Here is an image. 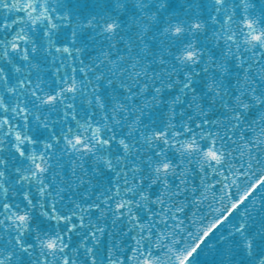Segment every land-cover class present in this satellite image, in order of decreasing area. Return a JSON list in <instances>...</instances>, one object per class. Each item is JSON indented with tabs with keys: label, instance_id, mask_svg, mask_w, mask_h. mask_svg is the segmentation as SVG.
Instances as JSON below:
<instances>
[{
	"label": "snow or ice",
	"instance_id": "6c2138e0",
	"mask_svg": "<svg viewBox=\"0 0 264 264\" xmlns=\"http://www.w3.org/2000/svg\"><path fill=\"white\" fill-rule=\"evenodd\" d=\"M210 234L264 264V0H0V264H193Z\"/></svg>",
	"mask_w": 264,
	"mask_h": 264
},
{
	"label": "water",
	"instance_id": "95a60500",
	"mask_svg": "<svg viewBox=\"0 0 264 264\" xmlns=\"http://www.w3.org/2000/svg\"><path fill=\"white\" fill-rule=\"evenodd\" d=\"M233 191H235V189H233ZM217 200H219V192H217ZM206 203L210 204L211 203V199H209ZM217 206H218V204H213L212 205V207H217ZM242 210L243 209L241 208V211ZM189 218L192 219L191 211L189 212ZM182 219H183V217H182ZM193 230L194 229L191 226L188 229V231H193ZM214 231H216V230H214ZM182 235L186 236L187 233H184ZM210 237L205 239V242H204L205 245H203V244L201 245V247H202L201 250H197L198 253L196 254V256H195V258L193 260V264H196V261H199V264H210V262L212 260V256H211L210 251H209V245L214 243V241L216 240V236L210 234ZM154 255H160L162 260L165 259L164 256L162 255V253H160V252H154ZM193 255H195V253Z\"/></svg>",
	"mask_w": 264,
	"mask_h": 264
}]
</instances>
